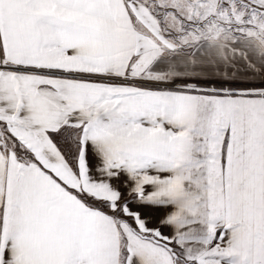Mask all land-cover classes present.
<instances>
[{
  "label": "snow or ice",
  "instance_id": "snow-or-ice-1",
  "mask_svg": "<svg viewBox=\"0 0 264 264\" xmlns=\"http://www.w3.org/2000/svg\"><path fill=\"white\" fill-rule=\"evenodd\" d=\"M0 264H264V0H0Z\"/></svg>",
  "mask_w": 264,
  "mask_h": 264
},
{
  "label": "crops",
  "instance_id": "crops-1",
  "mask_svg": "<svg viewBox=\"0 0 264 264\" xmlns=\"http://www.w3.org/2000/svg\"><path fill=\"white\" fill-rule=\"evenodd\" d=\"M158 215H159V213H158Z\"/></svg>",
  "mask_w": 264,
  "mask_h": 264
}]
</instances>
